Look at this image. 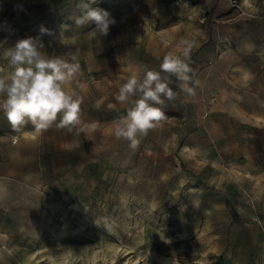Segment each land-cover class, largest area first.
I'll return each mask as SVG.
<instances>
[{
	"label": "rangeland",
	"instance_id": "374dc122",
	"mask_svg": "<svg viewBox=\"0 0 264 264\" xmlns=\"http://www.w3.org/2000/svg\"><path fill=\"white\" fill-rule=\"evenodd\" d=\"M76 3L0 0V40L77 56L69 90L97 124L16 131L0 112V264H264V0H96L115 20L99 47ZM168 54L200 86L170 76L178 95L133 150L119 88Z\"/></svg>",
	"mask_w": 264,
	"mask_h": 264
},
{
	"label": "clouds",
	"instance_id": "9594fccd",
	"mask_svg": "<svg viewBox=\"0 0 264 264\" xmlns=\"http://www.w3.org/2000/svg\"><path fill=\"white\" fill-rule=\"evenodd\" d=\"M95 3L96 0H77L73 21L77 28L95 24L91 34L99 47L98 37L107 36L115 20L107 10L93 7ZM41 31L46 30L42 28ZM0 59L6 61V66H0V112L14 130L20 131L29 124L37 133L54 124L69 130L80 127V131L88 133L96 130V123L82 122V100L69 90L80 68L75 54L52 57L39 37L10 43V36H5L0 40ZM192 73L188 63L172 54L163 57L160 71L146 69L142 72L139 67L133 68L117 95V100L128 107L126 114L115 123V138L128 141L129 147L135 150L140 138L163 119L165 101L178 95L169 86L172 83L169 77L175 76L181 91L195 95L200 82L193 81Z\"/></svg>",
	"mask_w": 264,
	"mask_h": 264
}]
</instances>
